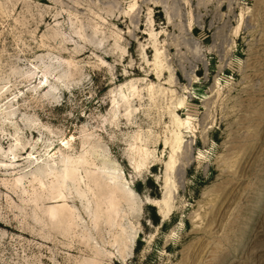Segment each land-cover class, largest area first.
Returning a JSON list of instances; mask_svg holds the SVG:
<instances>
[{
    "label": "rangeland",
    "instance_id": "1",
    "mask_svg": "<svg viewBox=\"0 0 264 264\" xmlns=\"http://www.w3.org/2000/svg\"><path fill=\"white\" fill-rule=\"evenodd\" d=\"M0 264H264V0H0Z\"/></svg>",
    "mask_w": 264,
    "mask_h": 264
},
{
    "label": "bare ground",
    "instance_id": "2",
    "mask_svg": "<svg viewBox=\"0 0 264 264\" xmlns=\"http://www.w3.org/2000/svg\"><path fill=\"white\" fill-rule=\"evenodd\" d=\"M153 204H154L155 206L160 207V203H159V201H155Z\"/></svg>",
    "mask_w": 264,
    "mask_h": 264
}]
</instances>
